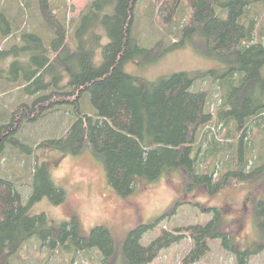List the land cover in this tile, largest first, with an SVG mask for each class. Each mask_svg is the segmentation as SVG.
<instances>
[{"label": "trees", "instance_id": "16d2710c", "mask_svg": "<svg viewBox=\"0 0 264 264\" xmlns=\"http://www.w3.org/2000/svg\"><path fill=\"white\" fill-rule=\"evenodd\" d=\"M187 1L193 13L183 26L181 40L170 46L163 41L154 49L137 48V51L147 56L156 52L160 57L192 43L200 54L230 68L228 77L220 78L224 81L222 84L228 86L220 116L225 118L228 115L238 129H247L248 125L253 129L255 124L264 129V43L263 40L255 41L257 22L247 20L251 17V8H257L260 2L227 0L222 4V0ZM99 3L101 0H96L93 5ZM28 4L25 7L31 6ZM137 4L138 0H117L110 18L112 26L108 27L110 42L103 50L102 63L97 65L92 51L82 46L73 48L67 39L66 18L64 21L55 18L49 1L41 0L47 24L56 36L53 43L55 55L44 45L37 54H31L29 47L26 50L17 46L11 50H0V77L7 72L2 63L5 65L7 58H17L25 51L27 58L20 62V68L18 60L10 65L9 71L12 70L14 76L8 79V83L25 86L24 89L31 95H46L31 106L23 104L13 113L9 123L0 126V155L8 145L21 146L17 134L24 120L34 123L45 111L54 108V101L56 104L66 103L57 101L75 96L74 101L78 103L82 94L87 92L97 112L96 117L78 110V120L60 138L46 141L45 147L72 155L90 149L95 157L103 161L109 185L121 197L131 196L139 183L155 182L165 171L173 169L186 174L187 184L193 188V192L202 187L211 194H216L231 181L255 183L264 179V164L247 172L251 159L247 162L246 157L241 155L242 139L246 137L247 130L240 140L241 151L236 168H231L219 181L215 180L214 172L201 171L196 155L197 141L200 130L213 118L207 111L208 91L194 92L193 88L195 81L205 76L177 73L150 84L126 73L125 63L132 58V28ZM177 4L176 0L168 4L154 1L161 22L170 24L171 20L174 21L173 11L178 8ZM47 11H50L48 15ZM67 12L68 8L66 15ZM223 12L227 14L226 19L222 17ZM24 23L25 11L19 10V14L12 15L7 9L0 8L1 38L18 35ZM23 37L34 42L39 40L25 34L20 39ZM39 50L37 47L35 51ZM71 62L75 64L73 68ZM65 101L69 102L68 99ZM217 129L216 135L213 130L206 132L217 138L220 127ZM212 149L219 151L220 147L215 145ZM44 167L35 170L36 182L27 205L12 182L0 179V257L4 264H13L22 254L24 245L33 239L42 241L41 248L49 249L48 256L60 247L67 251L74 249L76 253L98 250L103 256V264H109L116 257V240L111 230L96 227L86 238L81 234V226L76 218L52 227L53 222L45 214L32 212V205L45 197L57 205L66 200L65 192L51 182ZM163 220L153 225H139L128 234L123 244L124 264H151L163 250L180 244L188 237L187 234L195 242V247L183 264H203L202 260L210 252L211 240L223 238L224 247L229 248V238L220 230L219 215L207 225L193 226L185 229V232L181 229L175 232L163 230L151 245L144 246V235ZM231 250L237 255L238 264H250L251 257L256 253ZM259 251H264V244Z\"/></svg>", "mask_w": 264, "mask_h": 264}, {"label": "rangeland", "instance_id": "374dc122", "mask_svg": "<svg viewBox=\"0 0 264 264\" xmlns=\"http://www.w3.org/2000/svg\"><path fill=\"white\" fill-rule=\"evenodd\" d=\"M26 1L1 0L0 8L7 9L12 15L19 14V10L25 11V23L18 35L7 39L0 35V50H11L14 46L26 50L29 47L32 49L31 54H37L44 45L46 50L55 55L53 43L56 36L47 24L41 0H28L32 7L29 4L30 7H25L28 3ZM48 1L55 18L60 21L66 18L67 39L73 48L82 46L92 51L95 63L100 65L103 61V50L110 42L108 27L112 26L110 18L114 14L117 0H101L97 6L93 5L96 0ZM154 1L138 0L132 28V58L125 63L126 73L150 84H156L177 73L205 76L197 79L193 88L194 92L208 91L210 98L207 111L213 118L200 130L197 141L196 155L201 171L214 172L215 180L219 181L231 168H236L241 151L240 140L245 130L247 131L246 137L242 139L241 155L246 157L247 162L251 159L247 172L261 166L264 164V129L259 124H255L253 129L249 125L247 129H238L228 115L225 118L220 116L228 95V86L223 85L224 81L220 78L228 77L229 67L200 54L192 43L160 57H157L156 52L147 56L137 51V48L154 49L163 41L166 46L179 42L183 26L192 17L193 10L189 2L176 0L178 8L173 11L174 21L171 20L167 25L159 19ZM159 1L164 4L171 2ZM226 2L227 0H222V4ZM257 2L260 3L257 8H251L252 14L247 20L257 22L255 41L263 40L264 43V0ZM218 8L223 9L222 6ZM49 13L47 11L46 15ZM222 17L227 18L226 12L222 13ZM24 34L35 36L39 40L34 42L27 37L20 39ZM37 47L39 51H35ZM24 52L17 58H7L5 65L2 63L7 72L0 77V126L9 123L13 113L23 104L31 106L42 95H46H31L24 89L25 86L8 83V79L14 76L12 70L9 71L10 65L18 60L20 68V62L27 58ZM74 65L71 62V68ZM67 99L69 102L65 101ZM74 99L75 96L59 99L57 102H66L61 104L54 101V108L45 111L34 123L24 120L23 127L17 134L21 146L8 145L0 155V179L15 185L25 205L29 203L36 182L35 170L38 167L43 168V165L51 182L65 192L66 200L63 204L57 205L49 197H45L32 205L34 214H45L53 222L50 225L52 227L76 218L81 226V234L86 238L96 227L108 228L116 240V257L109 264H124V241L139 225H153L164 218L163 223L144 235L142 244L149 246L160 237L163 230L175 232L181 229L185 232V229L193 226H205L219 215L220 230L228 236L229 248L224 247L223 238L211 240L210 252L202 263L238 264V257L231 250L238 249L256 252L251 257L250 264H264V251H259L264 244V179L255 183L231 181L216 194H211L202 187L193 192V188H189L187 184L186 174L182 170L173 169L165 171L155 182L139 183L131 196L121 197L110 187L103 161L95 157L90 149L72 155L45 147L46 141L60 138L78 120V110L96 117L97 112L91 103L90 93H83L78 103ZM253 122L255 120L251 123ZM219 127L217 138L206 132L213 130L216 135ZM215 145H219V151L212 149ZM187 236L180 244L163 250L160 257L151 264H183V260L195 247V242L188 234ZM40 241L33 239L25 244L21 257L14 260L13 264L104 263L98 250L76 253L74 249L67 251L60 247L48 256L49 249L41 248ZM0 264H4L1 257Z\"/></svg>", "mask_w": 264, "mask_h": 264}]
</instances>
